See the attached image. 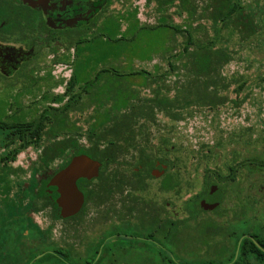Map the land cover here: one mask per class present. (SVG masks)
<instances>
[{
	"label": "rangeland",
	"instance_id": "rangeland-1",
	"mask_svg": "<svg viewBox=\"0 0 264 264\" xmlns=\"http://www.w3.org/2000/svg\"><path fill=\"white\" fill-rule=\"evenodd\" d=\"M147 1L111 2L86 33L88 41L79 46L78 57L73 46L66 51L64 45L56 54L67 53L68 60L53 63L51 57L55 53L49 51L45 65L34 68L33 75L40 80L27 88L30 97H13L15 91L25 89L24 82L1 83L0 130L4 124L15 123L9 119L13 110L28 109L27 120L31 124L45 107L66 103L70 96L65 93L66 84L72 74L76 75L72 93L80 95V99L73 102L67 114L66 130L82 132L80 144H90L91 127L99 128L109 117L130 111L131 104L141 108L145 114L134 116L131 125L134 145L145 146L151 155L168 160L169 167L164 174L147 180L146 191L135 194L160 207L162 219H174L176 251L170 253L169 243L161 240L158 256L152 242L111 236L105 230L107 203L96 206L87 202L80 216L61 220L53 219L49 208L35 213L29 210V196L22 190L32 189L34 179L51 174L61 159L44 171L35 172L39 150L28 146L10 162L11 167L19 169L9 174L10 185H6V175L0 181V264H225L236 254V237L255 234L264 238V167H258L256 162L264 161V0H241L242 16H247L243 21L251 26L237 30L233 38L215 46L226 49L230 55L229 61L212 74L219 83L215 98L220 96L221 103L208 97L192 100L196 93L194 82L199 83L200 79L192 75L191 58L182 53L186 41L184 29L190 21L187 13L177 14L173 5L160 10L155 1ZM209 1L197 0L195 19ZM212 10L213 7L208 10V16ZM161 15L166 27L157 26L162 21ZM107 16L111 17L104 23ZM115 21L119 23L118 32ZM201 22L209 38L214 37L210 21ZM193 23L194 26L198 21ZM174 25H180L179 33L173 29ZM119 36L123 39L113 40ZM192 49L189 46L188 53ZM105 69L128 74L123 85L127 91L114 100L104 84L100 86L109 75L102 73ZM131 72L141 73L130 75ZM98 77H101L99 84L95 83ZM55 82L59 84L54 86ZM157 90L168 97L170 107L141 105ZM205 92L211 94L212 88ZM128 94L133 99L124 107ZM56 95H64L63 100L51 102ZM110 124H105V128ZM19 142L16 139L8 147L13 148ZM101 146L105 143L101 142ZM135 147L119 153L118 163L110 164L107 171L129 173L122 162L135 164L139 156ZM6 150L0 140V155ZM166 173L180 178L179 191L161 190ZM213 185L216 186L213 192L218 191L217 185H223L217 194L220 197L223 192L219 209L201 211L192 218L186 203L192 198L200 202ZM217 196L213 195L211 200ZM39 204L37 201L36 206ZM204 224H214L218 232L211 233L216 228ZM231 232L235 236H230ZM239 264L258 263L243 259Z\"/></svg>",
	"mask_w": 264,
	"mask_h": 264
},
{
	"label": "trees",
	"instance_id": "trees-1",
	"mask_svg": "<svg viewBox=\"0 0 264 264\" xmlns=\"http://www.w3.org/2000/svg\"><path fill=\"white\" fill-rule=\"evenodd\" d=\"M157 4V7L160 10H163L167 6H175V12L181 15L183 12L187 13L188 18L190 19L185 32H186V41L182 53H187V59L191 58V72L196 79H200L199 83L194 82V89L196 93L192 95V100H203L208 97L209 100H216L220 102V96L215 98V95L218 91V81L216 77H213L212 74L217 71L220 66L229 61L230 55L226 49L219 47L215 48L218 43H223L227 39L233 38L236 31H241L244 28H247L249 22L244 23L243 20H247V16L243 17L244 7L241 0H210L206 2L201 8L200 14H197V0H153ZM151 2L148 0L147 3ZM214 8L208 16V10ZM242 16V17H241ZM241 17V18H239ZM160 20H162L157 26H167L164 15H161ZM209 20L212 28L215 31L214 37L209 38L208 32L206 31L202 20ZM241 21H240V20ZM198 21L196 25L193 26V21ZM116 32L119 29V23L115 21ZM243 25V27H242ZM106 25H104L105 27ZM251 28V27H250ZM91 27L88 31L82 32L79 35H76L74 39L65 43L66 51L73 46L75 51V56H79V46L88 41L86 33L90 32ZM173 29L176 33L181 31L180 25H174ZM249 34L254 32L249 31ZM207 38V39H206ZM225 38V39H224ZM123 39V36L113 38L114 41ZM189 46L193 47V51L188 53ZM56 49H53L51 52L55 53L53 63H63L68 60L67 53H62L57 55ZM184 66H187V63H184ZM103 72H109V75L106 80H103V83L100 85L106 87V92L108 95L112 96L113 100L117 96L124 94L127 90L123 89L125 82V76L128 74H119L113 70L105 69ZM50 71H47V76ZM102 73L100 75H102ZM141 72H131L130 75L140 74ZM147 74V73H145ZM39 77H32V84L36 85L39 81ZM95 83L99 84L101 77L95 79ZM59 82H55L54 86L58 85ZM76 84V75L72 74L71 78L66 84L65 93H69V99L63 105L53 107H45L41 115L31 121L29 125L30 128H26L23 122H13L9 124H4L2 127L0 140L4 142V147H7L2 155H0V181L6 175V185H10L9 177L10 173H16L17 168H13L10 165L11 161L15 160L17 153L22 151L28 146H33L39 150L37 168L35 172H41L40 170L47 169L55 160L61 159L60 164L56 167L51 174L40 177L39 179H34L31 186L32 189L22 190L23 194L29 196V210L32 212L42 211L45 208H49L51 211V217L55 220H60L56 217L52 210V204L50 199L45 194V186L51 176L59 171L60 169L69 165V162L72 157L79 154H86L92 159L97 160L100 163L98 168V175L91 178H80L77 181L79 190L84 195V203L82 208L73 216L64 218H75L82 214L84 211L85 205L87 202L99 206L106 203L113 194L118 193L122 196V202L125 208H127V216L133 217L131 210L132 206H138L141 210V214L144 215V208L149 204L148 199L143 196L136 195L135 192H144L148 189L147 180L154 176L151 172V168L154 164V160L157 159L155 156L147 152V147L145 146H136L134 145V137L131 129L134 116H139L145 114L141 108L136 109L135 104H131V109L128 112H121L120 115H115L109 117L105 122H103L99 128L91 127L88 130V140L90 144L85 146L79 143V138L83 136V133L76 131L75 129H68L66 120L67 114L72 110L73 102H76V99H80V95H75L72 93V90ZM212 88L211 94L205 92L207 88ZM222 88H227V85H223ZM88 93V91L86 92ZM162 94L159 90L156 91L155 95L146 101H142L141 105L145 106H156L158 108L167 109L172 104L169 101L167 96L160 95ZM64 95H56L53 97L51 102H60L63 100ZM133 99L131 94H128L126 97V105L129 104V100ZM222 102V101H221ZM220 102V103H221ZM134 110H133V109ZM168 116L173 117L168 113ZM111 123L109 127L105 128V124ZM48 127V128H46ZM59 134H62L61 137H58ZM107 136H110L107 138ZM18 139L20 142L17 146L9 148L8 144L14 140ZM46 139V141H44ZM101 142L105 143V146H101ZM122 142L124 145L119 144ZM136 146V147H135ZM137 148L138 158L135 161V164L123 163L124 170L129 169V173L124 172L123 170H114L112 173L107 171L110 164L118 163L117 155L122 153L127 148ZM259 158V157H258ZM257 166L264 167L263 160H256ZM121 164V162H119ZM169 165V161L166 162ZM169 167V166H168ZM166 168V171L168 169ZM123 171V172H120ZM165 171V172H166ZM5 179V178H4ZM96 180V184H93V181ZM161 190L170 191L172 188H175L176 191H179L181 188L180 178H176L168 173L165 174L163 182L160 186ZM128 190V193L124 194V191ZM220 191V189H218ZM218 191L214 193L217 196ZM206 195L201 196L205 198ZM39 201V206H36V202ZM186 208L189 211V215L192 218H196L201 211H207L200 206L197 199L192 198L186 203ZM215 209L214 211H216ZM29 220V219H28ZM30 221V220H29ZM203 226L210 227L214 226L216 229L210 231L211 233L218 232L217 226L214 224H204ZM236 233L231 232L229 235L235 236ZM235 239V249H237V254L231 256L225 264H239L243 259H253L258 264H264V238L259 235L251 234L248 236H242ZM168 236V234H167ZM242 236V237H241ZM58 253V252H56Z\"/></svg>",
	"mask_w": 264,
	"mask_h": 264
},
{
	"label": "flooded vegetation",
	"instance_id": "flooded-vegetation-1",
	"mask_svg": "<svg viewBox=\"0 0 264 264\" xmlns=\"http://www.w3.org/2000/svg\"><path fill=\"white\" fill-rule=\"evenodd\" d=\"M113 1L126 0H0V84L24 82L25 89L15 91L13 97H30L27 88L32 85L33 73H36L34 68L45 65L49 51L64 47L76 35L88 31L101 11ZM110 17H105L104 23ZM52 55L51 60L54 59ZM29 113L28 109L13 110L9 119L23 122L26 128H30V120H27ZM166 162L164 158L155 159L151 172L156 168L158 173L164 174L168 167ZM217 188L221 190L223 185H217ZM214 193L210 192L203 198L209 204L218 203L207 211L219 209L223 202V192L216 200H211ZM122 196L115 193L106 202V232L111 236L136 237L152 242L158 256L161 254L158 246L161 240L169 243L170 253L176 251L174 219H162L160 207L149 200L141 216L138 206L131 205L133 217L129 218Z\"/></svg>",
	"mask_w": 264,
	"mask_h": 264
},
{
	"label": "water",
	"instance_id": "water-1",
	"mask_svg": "<svg viewBox=\"0 0 264 264\" xmlns=\"http://www.w3.org/2000/svg\"><path fill=\"white\" fill-rule=\"evenodd\" d=\"M100 163L86 154L71 158L69 165L54 173L45 186V194L50 199L53 213L58 218H68L75 215L83 206L84 195L79 190L77 181L80 178L91 179L98 175ZM154 176H159L155 168ZM216 186L211 187V192ZM204 209H212L218 203H207L204 199L199 202ZM236 249V254H237Z\"/></svg>",
	"mask_w": 264,
	"mask_h": 264
}]
</instances>
